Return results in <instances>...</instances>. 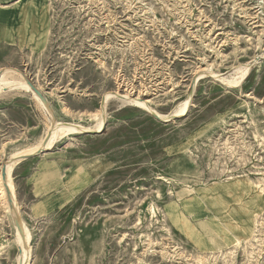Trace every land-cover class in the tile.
I'll list each match as a JSON object with an SVG mask.
<instances>
[{"label": "rangeland", "instance_id": "1", "mask_svg": "<svg viewBox=\"0 0 264 264\" xmlns=\"http://www.w3.org/2000/svg\"><path fill=\"white\" fill-rule=\"evenodd\" d=\"M263 53L264 0H0V77L32 85L0 92V167L49 128L37 95L94 125L106 93L170 115L193 92L170 123L110 97L103 131L19 162L31 254L0 202V264H264Z\"/></svg>", "mask_w": 264, "mask_h": 264}, {"label": "bare ground", "instance_id": "2", "mask_svg": "<svg viewBox=\"0 0 264 264\" xmlns=\"http://www.w3.org/2000/svg\"><path fill=\"white\" fill-rule=\"evenodd\" d=\"M250 65H251V61L245 64L240 63V65L236 67L235 73L228 77H222L220 74H217L214 71H212L211 73L212 75L210 76L215 79H219V81L221 80V82L225 83V85L229 87L240 86L250 70ZM209 69H210V66L207 68V70ZM206 73H208V71L206 70L200 71L199 73L196 74L194 81L196 82L195 79L198 80V78H200L202 75ZM6 88L10 90L23 89L26 91H30L32 89L29 82L20 73H16V71L10 70L9 68L3 70V73L1 74V77H0V92ZM192 93L188 94L187 96L188 98L185 99V101H183L179 105H176L177 107H174V112L172 114L165 115L161 113L159 110H157L154 106L151 105V102H152L151 100L150 101L145 100V99L143 100L140 96H137V97L135 96V98H133L130 96L132 94L130 95L127 93L121 94L118 91L117 93L109 92L103 96L99 109L96 112H92L88 114L89 118H91V120L95 122L94 125H86L84 123H81V121L84 120L83 114L77 116V118L81 119L80 121H76V119L74 121L61 120L60 118L57 117L56 111L52 107L50 101L46 98H42L40 95H37L38 98L41 100L42 107L44 105L45 110L49 113L51 117L49 128L46 129L44 137L41 139V141H39V144H37L38 146L35 149L32 148L30 150L28 148V149L17 151L16 153L12 155V157L3 166L0 167V202L2 205H5V209L7 208V209L12 210L14 215H16L18 218L19 224H18L17 239H18V242L20 243V246L23 247L25 259L31 254V249H30L31 247H29L31 233L29 229L26 227L27 225H25L23 219L21 218L20 207H19L20 204H18L17 202L15 186H14V183L12 181V176H11L13 169L19 162H21L26 156L40 154L44 152L47 148H51L58 139L63 137V135H74L78 133L103 131L107 125L106 106H107L108 99L110 97H116L117 99H119L120 101L126 104L137 105L143 110L151 114H154L158 119L162 120L163 122L170 123V122H174V120L177 117L184 116L185 114L188 113L190 109L189 104L193 96ZM64 108L66 107H64V105L61 104L60 110H63ZM242 182H244L242 179H237L235 181V186H238ZM245 184H244L245 188L247 189L252 188V184L250 183H245ZM8 189L11 194V201H12L13 208H11V204L7 196ZM23 261L25 264L26 261L24 259Z\"/></svg>", "mask_w": 264, "mask_h": 264}, {"label": "water", "instance_id": "3", "mask_svg": "<svg viewBox=\"0 0 264 264\" xmlns=\"http://www.w3.org/2000/svg\"><path fill=\"white\" fill-rule=\"evenodd\" d=\"M30 85H31V84H30ZM31 86H32V85H31ZM40 95H41V94H40ZM41 96H42V95H41ZM27 157H28V156H26L25 158H27ZM25 158H24V159H25Z\"/></svg>", "mask_w": 264, "mask_h": 264}]
</instances>
